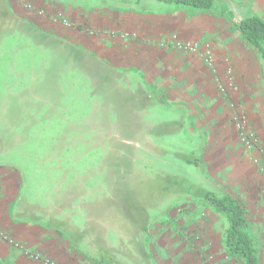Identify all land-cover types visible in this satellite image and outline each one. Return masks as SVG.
I'll return each mask as SVG.
<instances>
[{"label":"rangeland","instance_id":"obj_1","mask_svg":"<svg viewBox=\"0 0 264 264\" xmlns=\"http://www.w3.org/2000/svg\"><path fill=\"white\" fill-rule=\"evenodd\" d=\"M6 1L19 20L4 24L0 20V245L8 252L23 255L1 234L20 241L13 235L14 230L30 228L37 233L41 228L15 217L25 200L26 208L40 204L53 209L73 199V206L66 208L60 220L69 222L64 218L69 217L83 231L86 212L82 202L109 195L105 174L111 136L115 137L119 130L127 135L130 129L133 134L142 129L137 134L140 136L147 130L140 128L138 120V128L127 126L134 122L125 120V103L118 110L124 122L117 119L111 104L113 101L115 105V84L106 81L115 78L120 86L134 93L148 91L156 99L147 111H137L142 122L155 132L163 123L182 124L174 133L140 138L136 152L139 176L132 184H122L123 195L117 196L120 201H128L129 205L136 198L156 202V188L148 182L154 174L150 168L174 169L245 204L248 230L255 239L260 264H264V222L252 218L264 215V209L262 214L257 211L264 198V61L236 29V23L251 15L264 18V0H217L213 11L162 5L154 0ZM26 2L52 13L63 11L74 22L73 27L30 14L24 8ZM223 3L228 7L226 16L222 14ZM100 7L111 14L136 19L132 27L127 28L126 23L123 26L133 33L126 41L138 46L151 41L157 51L165 50L160 54V74L148 71L142 77L137 66L118 67V61L133 56L117 42L122 38L90 36L84 30L93 26L72 13ZM173 35L201 44L211 42L216 49L218 45L221 57L217 66H208L191 53L160 45ZM219 44L246 56L252 63L247 69H254L252 75L242 80L233 56ZM87 51L93 56H87ZM227 67L233 70L236 88L233 86L225 95L220 83L227 81ZM107 87L113 93L107 92ZM235 113L247 116L246 132L258 137L252 152L246 150L240 138L233 121ZM146 142L168 153H156L145 146ZM183 149L194 150L202 158L198 166L176 157L175 153ZM30 217L28 214L22 218L34 219ZM182 218L189 222L178 223ZM172 219L178 224L174 227L179 234L188 230L186 264H244L232 257L225 246L223 218L202 201L169 200L153 214L150 227L153 230L156 224L164 225ZM53 225L43 226L57 230ZM211 226L214 233L207 235ZM109 234L110 244L119 247L116 230L110 229ZM87 249L90 245L84 243L79 251ZM0 260L24 264L1 252ZM28 261L33 263L30 258Z\"/></svg>","mask_w":264,"mask_h":264},{"label":"trees","instance_id":"obj_2","mask_svg":"<svg viewBox=\"0 0 264 264\" xmlns=\"http://www.w3.org/2000/svg\"><path fill=\"white\" fill-rule=\"evenodd\" d=\"M154 1L162 5L189 7L203 11H213L217 7V0ZM7 3L6 0H0V20L3 24L19 20ZM221 6L223 9L222 14L225 15L228 7L225 3L221 4ZM228 15L231 17L230 20H232L233 13L230 11ZM236 29L264 61V18L256 14L251 15L236 23ZM85 53L87 56H93L89 51ZM99 63L102 64V61ZM110 80L114 82L115 85H112V87L117 92L114 97L117 107L111 101L112 106L116 109L117 119L124 122L123 116H120L122 115L121 111L118 112V110L120 104L123 105L125 103L124 110L127 113L125 120L129 123L134 122L127 126L138 128V124L141 123L140 128H147V130H145L146 133L140 136H137V134L143 131L142 129L139 132L136 131V134H133V129H130V133L127 135H123V131L119 130L115 137L111 136L105 174L108 181L109 195L103 196L102 199L98 198L94 201L82 202L81 207L86 212L88 219L83 232H79L75 225L70 223V220L65 222V220L56 218V215H60L67 207L71 206L73 199H67L64 206L58 205L50 211L39 204H27L31 208V212H28V208L24 207L27 203L25 200L22 202L23 206L17 209V216L22 218L29 214L30 218H34V221H45V226L56 223L53 226L57 229V232L71 237L78 244H82L85 241V237H87L90 242V248L98 256L100 264H128L125 261L117 260L114 249L118 252L123 250L122 253L126 254V257L135 256L133 264H138L137 258L141 257L145 260L148 255L140 238L149 231L153 214L169 200H199L223 218L225 222L224 242L229 254L234 258L240 259L244 264H260L255 239L248 230L245 204L229 194L216 189H208L183 173L170 168H150L154 170V174H151L152 177L149 178L148 182H152L151 187L156 188L155 196L158 198L157 201L152 203L150 202L151 200L136 198L133 200V204L130 203V205L128 201H125V203L120 201V197L117 196L123 195L122 184H132V180L137 181V176H139L137 174L136 152L140 138L143 139V137L152 136L153 134H165L166 132L174 133L182 128V124L176 122L163 123V125H160V129L155 132L152 126H147L142 122L141 114L137 112H145L156 103V99L153 98L150 92L139 90V93H134L129 88L126 89L120 86L115 78L106 81ZM106 91L113 93V90L109 87L106 88ZM137 120L138 124L136 123ZM167 125L171 127L164 129ZM145 146L161 155L168 153L167 150L148 142L145 143ZM175 155L186 164L194 166H198L202 159L198 157L194 150L188 149L179 150ZM40 207L42 210L39 212L40 215H38L37 209H40ZM107 226L116 230L118 235L121 234L118 237V242L122 249L120 247L113 249L109 245L106 240L108 234ZM0 264L15 263L0 260Z\"/></svg>","mask_w":264,"mask_h":264},{"label":"crops","instance_id":"obj_3","mask_svg":"<svg viewBox=\"0 0 264 264\" xmlns=\"http://www.w3.org/2000/svg\"><path fill=\"white\" fill-rule=\"evenodd\" d=\"M72 13L76 15L77 17L82 18V19L78 18L79 20H84L88 22L90 25H92L94 28H98V29L109 27L108 29L113 28L117 30L126 31L125 27H123L125 26V23H126V26H128L127 28L132 27L134 24H136L135 18L126 19V15L124 14L122 15L111 14L107 10L105 11L103 7L95 8L93 11L85 12V13H82V11L80 10L72 11ZM79 20L78 22H81ZM109 38H114V37H109ZM115 38H118V37H115ZM121 41L127 42V44L122 43ZM117 42H120L121 45L120 44L118 45L123 47V49H128V51L133 52V56L129 55V57L127 56V59L123 58L125 60L118 61V67L129 68V67L137 66L138 71L142 77L145 76V73H147L148 71H152L153 74L155 75L156 73L160 74L159 65H158L159 59H162L160 57V54L164 53L165 50L161 49L158 46L160 48L159 49L160 51H157L154 48V46L156 45L151 41L150 42L147 41V43H142V45L140 46L131 44V42L122 40V39L118 40ZM219 47L220 49L224 48L225 50H227L229 54L233 56L235 65L237 66V69L239 71V76L241 77L242 80L243 78L246 79L247 76L252 75V72L254 71V69H252L251 67L247 69V66H250L252 63L248 60L246 56L241 55V53H234L230 47L222 46L221 44H219ZM215 51H216L217 59L219 60L221 55H220L218 45H217V49L215 48ZM147 67L148 69H146ZM258 79H260V77ZM55 206L57 205H54V207ZM72 206L73 204H71L70 207ZM41 207L40 209H37L38 215H40L39 212L42 210ZM257 207H258V210H257L258 213L262 214L263 209H264V198L261 199ZM50 210L51 209H49V211ZM27 211L31 212V208L28 207ZM16 213L17 211H15L16 218L22 221L24 220L31 221L33 223L38 224L39 227L42 228V229L39 228V231L37 233H35L33 230H30V228L29 230L31 232L25 228H22V229L19 228L18 230L13 231V235L16 237V239H19L21 243L25 244L30 249H39L43 254L57 260L61 264H100L98 262V256L94 254V251L91 250V248L89 250L87 249L84 252H82L81 250L79 251V249H81V246H83L84 243L87 246L89 245L90 242L88 241L87 237H85L84 239L85 241L82 244H78L75 241H73L71 237L67 235L61 234L57 232L56 230L46 229L43 226L45 224V221L44 222L34 221L29 218H19V216H17ZM61 215L62 213L58 215V219L62 218ZM257 215H255L252 218H255L258 223L262 221L264 222V215L262 217L259 215L257 216ZM64 218H67L71 221L69 217H64ZM259 218L261 221L259 220ZM87 222H88V219L86 216L84 228ZM174 222L175 220L172 219L171 221L167 222L164 225L162 223L156 224L153 230H152V227L149 226V231L146 232L142 238H140L142 239V242L145 245L148 255L145 260H143L141 257L137 258L138 264H186V260H187L186 252L189 250L188 249L186 250L185 248L187 247L190 248L189 243H188V238H189L188 233H187L188 230L187 228H185L181 230L179 234L177 229L175 231L176 227H174V226H177L178 224L177 222L176 223ZM186 222H189V219L182 218L180 222L178 223L182 224ZM70 223L75 225L77 230L79 229L78 226H76L74 222H70ZM21 226L23 227L22 224ZM168 226H173L174 228L171 227L173 229H170V227ZM213 228L212 226L211 228L210 227L207 228L208 232H206V234L207 235L213 234L214 233ZM110 229H113V228L107 226L108 234H107L106 240L108 241L109 245L114 249L117 247L110 244L108 240V235H110L109 234ZM78 231L83 232L80 230ZM119 236H121V234ZM119 247L121 248L120 245ZM122 251L118 252L116 251V249H114V254L117 260H121L122 262L127 261L128 264H133L135 260V256L126 257L125 256L126 254H123ZM0 252L2 254L5 253L6 255L11 256L12 259L21 260L22 262H24V264H40L39 262L32 260V259L31 261L33 263H30L28 261L29 258H27V256H25L24 254L22 255L16 251L14 252L6 251V248L3 247V245H0ZM195 264H199V263L195 262Z\"/></svg>","mask_w":264,"mask_h":264},{"label":"built area","instance_id":"obj_4","mask_svg":"<svg viewBox=\"0 0 264 264\" xmlns=\"http://www.w3.org/2000/svg\"><path fill=\"white\" fill-rule=\"evenodd\" d=\"M24 8L30 14H34L37 17H46L53 23H59L64 27L72 28L74 22L61 10H56L55 12H50L46 8L36 5L32 2H26L24 4ZM80 24V23H79ZM84 31H87L88 35L93 37H120L124 40L130 39L133 33L130 31L124 30H117V29H106V28H87ZM162 47L168 48L172 47L175 50L188 52L193 55L200 57L208 66H217L218 59L216 56L215 45L211 42H207L201 44L192 39H185L181 38L178 35H173L169 38L168 41H163L160 44ZM227 71V81L226 83H220V91L223 94H229L232 87L235 86L236 78L233 75V70L230 67L226 68ZM234 105V104H233ZM233 121L236 125L237 130L240 132V138L244 143L246 150L252 152L255 150L258 142V137L255 134H248L246 132V123H247V116L244 113H235L233 115ZM258 159L255 158V162ZM264 161V157H263ZM263 171H264V164H263ZM2 238L7 241L9 244L13 245L17 249L20 250L25 256L28 258L39 262L40 264H61L57 260L46 256L41 251L36 249H30L26 247L23 243L18 240L11 238L10 236L2 233Z\"/></svg>","mask_w":264,"mask_h":264}]
</instances>
